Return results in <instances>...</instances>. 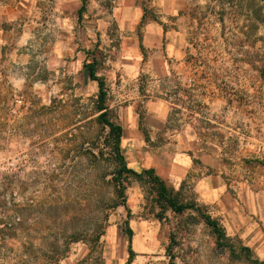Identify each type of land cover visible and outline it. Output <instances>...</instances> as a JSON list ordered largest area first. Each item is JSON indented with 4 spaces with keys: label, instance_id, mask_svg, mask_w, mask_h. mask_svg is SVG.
Returning a JSON list of instances; mask_svg holds the SVG:
<instances>
[{
    "label": "rangeland",
    "instance_id": "obj_1",
    "mask_svg": "<svg viewBox=\"0 0 264 264\" xmlns=\"http://www.w3.org/2000/svg\"><path fill=\"white\" fill-rule=\"evenodd\" d=\"M198 2L190 0L178 24L183 52L178 64L166 42L172 32L161 37L164 97L176 105L172 112L178 126L187 124L204 139H216L227 159H244L250 168L264 158V0ZM154 18L148 14L145 21ZM100 36L95 32L93 54L106 82L110 116L119 123V89L113 87L118 74L105 60L109 55L100 49ZM83 57L80 68L66 64L50 74L45 87L51 94L41 93L43 83L15 92L0 83V246L43 252L31 254L32 261L50 260L57 249L58 257L103 264L109 231L125 232L131 221H139L156 232L151 257L160 264L264 262L262 253L243 251L237 237L228 236L220 245L205 217L222 226L220 218L189 187L168 184L187 208L164 211L158 188L129 176L121 180L126 188L122 203L112 182L118 167L105 144L109 129L96 121L98 86L88 78ZM143 71L142 89H149L151 64L144 62ZM174 72L182 78L175 89ZM213 88L224 103L217 124L203 96Z\"/></svg>",
    "mask_w": 264,
    "mask_h": 264
},
{
    "label": "crops",
    "instance_id": "obj_2",
    "mask_svg": "<svg viewBox=\"0 0 264 264\" xmlns=\"http://www.w3.org/2000/svg\"><path fill=\"white\" fill-rule=\"evenodd\" d=\"M189 2L0 0V83L8 92L43 83L41 93L51 94L45 87L50 74L59 73L66 64L80 68L81 55L88 74L85 64L94 57L95 32H100V49L109 55L105 60L113 64L112 74H118L113 87L119 89L118 124L123 128L121 147L128 167L138 173L153 170L176 189L189 187L220 218L227 237H237L252 253L264 256V158L263 163L253 161L250 168L244 159L239 163L227 159L216 139H204L187 124L185 129L178 126L172 112L176 105L164 97L159 76L164 62L161 37L172 32L166 42L169 56L178 64L183 55L178 24L188 14ZM146 13L155 18L143 22ZM144 62L151 64V79L156 80L149 89H142ZM180 79V73L174 72V89ZM203 96L212 123L217 124L224 110L218 89H207ZM130 223L131 234L116 228L109 231L103 264H160L151 257L157 250L156 232L146 223ZM34 251L0 246V264H88L83 258L58 257L57 249L50 260L32 261L31 254L43 253Z\"/></svg>",
    "mask_w": 264,
    "mask_h": 264
},
{
    "label": "trees",
    "instance_id": "obj_3",
    "mask_svg": "<svg viewBox=\"0 0 264 264\" xmlns=\"http://www.w3.org/2000/svg\"><path fill=\"white\" fill-rule=\"evenodd\" d=\"M82 1L83 4L86 3V0ZM229 1L230 4H235L237 0ZM147 15V13L144 15L143 22L145 21ZM220 16L221 19H223V14H220ZM98 65L99 61L96 56H94L89 63L85 64V68L88 72L89 79L93 82H96L98 86V95L96 99L95 110L96 113L99 115L97 116L96 121L98 122V124L103 125L109 129L105 144L111 147V154L114 157V161L116 162V165L118 167L116 176L114 177V180H112L113 183L115 182L114 188L116 194L120 198H122V203L124 204V192L126 188L123 186V182L121 180L127 179L129 176H134L139 179H145L158 188V198L159 201L162 203L164 211L170 208L176 213H182L184 210H186L187 207L185 205L180 204L177 198V194H175V192L170 189V187L165 181L156 176L153 170H144L138 173L128 167L121 147V142L123 138V128L121 125L116 123L110 116L109 107L106 105L108 99V90L106 88V82L104 77L98 75ZM259 163H263V161ZM205 220L209 226L213 227L215 233H217L219 244L223 245L222 241H224L227 237L223 227L220 226L215 220H212L210 217H205ZM126 232L128 234H131V230L129 227L126 229ZM2 233H4L3 230L0 231V234ZM241 249L249 254H252V251L247 247L242 246ZM253 259V264H264V262H260L258 259Z\"/></svg>",
    "mask_w": 264,
    "mask_h": 264
}]
</instances>
